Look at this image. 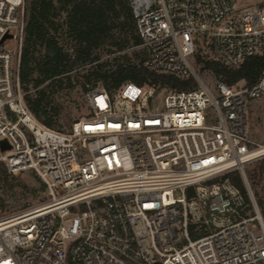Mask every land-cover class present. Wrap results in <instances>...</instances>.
<instances>
[{"label":"built area","instance_id":"built-area-1","mask_svg":"<svg viewBox=\"0 0 264 264\" xmlns=\"http://www.w3.org/2000/svg\"><path fill=\"white\" fill-rule=\"evenodd\" d=\"M129 2L142 65L194 86L126 82L110 94L98 84L88 112L59 130L34 116L21 87L24 0H0V166L32 173L47 194L28 210L0 206V264H264L245 172L264 156L246 121L264 70L250 84L208 83L191 61L202 40L232 68L264 52V0Z\"/></svg>","mask_w":264,"mask_h":264},{"label":"trees","instance_id":"trees-1","mask_svg":"<svg viewBox=\"0 0 264 264\" xmlns=\"http://www.w3.org/2000/svg\"><path fill=\"white\" fill-rule=\"evenodd\" d=\"M24 15L20 83L29 109L49 127L65 130L61 120L70 122V118L52 97L76 86L84 95L98 84L110 94L126 82L159 88L194 86L192 77L178 78L145 68L143 50L129 52L142 42L129 0H24ZM193 55L200 73H209L229 85L253 83L264 70V52L248 56L235 68L215 58ZM75 79L78 82L74 83ZM262 164L264 158L260 175L264 173ZM228 175L248 202L240 174L232 171ZM246 175L264 216V204L256 189L257 175L254 169L247 170Z\"/></svg>","mask_w":264,"mask_h":264},{"label":"rangeland","instance_id":"rangeland-1","mask_svg":"<svg viewBox=\"0 0 264 264\" xmlns=\"http://www.w3.org/2000/svg\"><path fill=\"white\" fill-rule=\"evenodd\" d=\"M249 1L251 4H254L261 0ZM129 52H142V49L137 46L130 48ZM195 53L204 55L208 58L214 57L211 49L207 46L204 40H202V42L198 44ZM191 61L197 69L194 55L191 57ZM75 73V71L72 72V74ZM200 75L208 83H213L215 81L214 77L209 73H200ZM75 82H78V80L75 79L74 83ZM76 85H78V83ZM52 98L54 103H58V106L61 108L63 114L70 118V122H68L67 118H65V120H63L64 118H62L61 120L62 128L65 130L68 129V127L74 120L88 112L85 95L79 86H76L75 88H72L70 90H62L60 93H55ZM246 121L248 127V137L252 141L264 145V96L259 99L250 100L248 102ZM263 158L264 156L248 163L245 166V172L247 170L249 171L254 169L257 175L255 177V181L257 183L256 189L264 204V173H262L261 175L259 173V169L261 166L260 161ZM262 166L264 167V164H262ZM253 190L255 191V187L253 188ZM254 199L256 201L255 197ZM46 201L47 196L45 188L41 182L35 180V177L32 175V173L26 172L13 176L8 173V171L3 166H0V206L3 210V213L5 212L10 214L28 210L34 207H38ZM258 209L259 211L261 210L259 206ZM246 213L251 214V211L247 208ZM260 214L264 223V216L261 211Z\"/></svg>","mask_w":264,"mask_h":264},{"label":"water","instance_id":"water-1","mask_svg":"<svg viewBox=\"0 0 264 264\" xmlns=\"http://www.w3.org/2000/svg\"><path fill=\"white\" fill-rule=\"evenodd\" d=\"M8 36H9V35H8V34H6V35L4 36V38H5V37H8ZM2 144H3V142H2ZM3 145H4V144H3ZM46 196H47V194H46Z\"/></svg>","mask_w":264,"mask_h":264}]
</instances>
